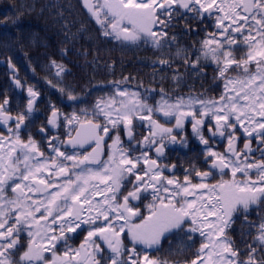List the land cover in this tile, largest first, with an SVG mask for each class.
<instances>
[{
  "label": "snow or ice",
  "instance_id": "snow-or-ice-1",
  "mask_svg": "<svg viewBox=\"0 0 264 264\" xmlns=\"http://www.w3.org/2000/svg\"><path fill=\"white\" fill-rule=\"evenodd\" d=\"M83 5L104 37L163 56L174 46L176 22L212 21L189 66H213L219 93L173 96L123 86L125 77L79 111L64 114L49 103L42 145L28 131L40 93L13 75L26 102L18 96L13 114L7 94L0 98V264H170L155 255L163 242L180 255L197 239L184 264H264V0ZM175 56L190 59L187 49ZM9 64L15 69L10 57ZM153 66L171 64L164 58ZM47 67L57 79L66 71L54 59ZM186 126L206 170L186 168L181 179L165 150L188 147ZM79 236L77 247L69 244Z\"/></svg>",
  "mask_w": 264,
  "mask_h": 264
},
{
  "label": "trees",
  "instance_id": "trees-1",
  "mask_svg": "<svg viewBox=\"0 0 264 264\" xmlns=\"http://www.w3.org/2000/svg\"><path fill=\"white\" fill-rule=\"evenodd\" d=\"M12 20L17 23L12 24ZM172 35L176 36L174 46L166 50L169 55L163 56L150 46H125L104 37L83 0H0V59L7 63L10 57L22 84L33 86L44 100L46 98L59 109L70 105L64 109L68 113L89 107L98 96L110 93L114 82L125 77L128 83L123 86L132 89L142 86L157 91L163 88L173 96L202 92L217 96L219 82L213 80V66H203V62L196 67L189 66L204 36L192 33L183 37L170 32L169 36ZM177 48L187 49L188 54L191 51L188 63L175 56ZM164 58L169 60L171 67L153 66L155 61ZM50 59L64 65L66 71L61 78H55L47 67ZM199 67L203 69L202 74L197 71ZM176 74H179V81L172 79ZM49 80L56 87L48 84ZM68 91L87 103L69 101ZM4 94L17 101L18 95L8 81V71L0 66V98ZM232 238L239 244L240 237L235 231ZM80 240L79 237L71 240V245H77ZM168 246L167 241L163 242L164 251L158 252L159 258L169 261L173 256V262L180 264L193 258L192 252L169 255Z\"/></svg>",
  "mask_w": 264,
  "mask_h": 264
},
{
  "label": "flooded vegetation",
  "instance_id": "flooded-vegetation-1",
  "mask_svg": "<svg viewBox=\"0 0 264 264\" xmlns=\"http://www.w3.org/2000/svg\"><path fill=\"white\" fill-rule=\"evenodd\" d=\"M211 25H212V21H210V20H204L203 22L197 21V20H191V19L180 20V21L176 22V26L174 28H172L169 31V33L170 32H172V33L176 32V33H179L180 35H182L183 37H188L192 33L196 34V35L204 36V30L205 29H207L208 31H212ZM177 42H178V40H177ZM181 42H184V41H181ZM189 57L191 58V51H190ZM0 66L5 67V65H2V64H0ZM8 81L11 84L10 73L8 74ZM11 86H12V91H14L15 94H17L21 98V106H22L23 103L26 102V99H25L26 98V92H20V90H13L14 86L13 85H11ZM9 101L13 107V114H15V112H16L15 104L17 101L14 102V101H12L11 98H9ZM48 105H49V102H47L46 98L44 100L43 95L40 93V98L37 101L38 111H36L34 113V116H33L35 123L32 124L30 126V129L28 130L30 132V134L33 136V138L36 139L38 142H40L42 145H43V139L38 134V130L40 127L46 125V118L49 116L50 113H49V111H43V108L47 109ZM63 106L65 107L64 109L70 108V105H67V104H65ZM64 109L60 108L59 110L64 114H70L67 111H65ZM169 126H171V125H169ZM0 131H4L2 126H0ZM140 131H143V129H140ZM27 134H28V132H24V131H22V133H21V135L25 139L27 138ZM50 134H54V133H50ZM185 136L188 140V147L187 148H181L179 145H175V146H170L169 148H167L165 150L167 160H165L164 162L176 165V175L178 177H180L181 179L183 178V174H184L183 170L186 168L190 169L193 166H195L196 168H198L201 171L206 170V166L204 165L202 158L199 157V151H200V148L202 146L199 145L198 141L191 135V130H190L189 126H186ZM61 138H63V137H61ZM178 139H179V137H178ZM238 147H242V143L239 144ZM225 179H227V177H225ZM193 182H196V181L194 180ZM147 202L148 201H145V203H147ZM234 227H236V226H234ZM233 233H234V231L230 233L231 236L233 235ZM236 234H238V233L236 232ZM79 238H81V240L79 241V243L77 245H75L73 247H77L81 243V241L84 239L83 236H79ZM71 243L72 242L70 240L69 244H71ZM125 243L127 244L128 242L125 241ZM171 243L173 244V247L175 248V238L172 240ZM199 244H200V241L197 239L195 241V245H194L192 251H190V252H192V253L195 252V250L199 247ZM155 255L157 258H159V253H156ZM191 257H192V255H191ZM169 262L171 264H173V256L169 259Z\"/></svg>",
  "mask_w": 264,
  "mask_h": 264
},
{
  "label": "water",
  "instance_id": "water-1",
  "mask_svg": "<svg viewBox=\"0 0 264 264\" xmlns=\"http://www.w3.org/2000/svg\"><path fill=\"white\" fill-rule=\"evenodd\" d=\"M1 63L4 64V61L2 60ZM11 64H12V63H11ZM8 70H9V72L11 73L10 78H11V83L13 84L12 77H13V75L18 76V71H17L16 68L13 69V68L10 66L9 62H8Z\"/></svg>",
  "mask_w": 264,
  "mask_h": 264
}]
</instances>
